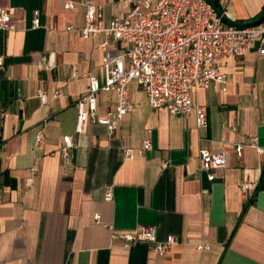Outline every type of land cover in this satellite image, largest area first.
I'll list each match as a JSON object with an SVG mask.
<instances>
[{"label":"crops","instance_id":"obj_1","mask_svg":"<svg viewBox=\"0 0 264 264\" xmlns=\"http://www.w3.org/2000/svg\"><path fill=\"white\" fill-rule=\"evenodd\" d=\"M94 1L106 20L126 12L122 0ZM214 1L227 23L264 13V0ZM81 2L0 0L14 13L13 28H0V264H264V153L249 145L256 138L264 147V55L257 44L219 62L225 89L215 82L192 93L206 107L205 127L196 126L193 112L150 108L132 82V111L114 137L91 121L77 133L75 100L88 92L90 76L104 80L102 37L78 31ZM56 90L61 94L53 99ZM97 104L103 114L116 99L101 90ZM38 132L43 139L36 143ZM66 134L77 146L71 162L58 154ZM146 138L151 147L143 150ZM202 148L225 154L212 180L199 167ZM245 177L257 180L251 196L240 191ZM107 186L111 200L104 199ZM142 225L157 240L174 235L179 243L163 255L148 242L126 246L119 235ZM202 241L209 249L196 248Z\"/></svg>","mask_w":264,"mask_h":264},{"label":"built area","instance_id":"obj_2","mask_svg":"<svg viewBox=\"0 0 264 264\" xmlns=\"http://www.w3.org/2000/svg\"><path fill=\"white\" fill-rule=\"evenodd\" d=\"M126 8L123 16L106 20L103 6L94 0H82L84 23L78 29L83 38L102 37L100 43L101 66L104 80L99 82L89 77L88 92L74 102L76 109L75 131L82 133L86 122H98L106 127L108 137H114L122 118L132 111L130 90L132 82L147 96L152 109L165 108L170 115L190 116L193 112L196 126L207 124L206 107L192 101V93L200 88H208L212 83H227V74L220 70L219 62L225 56H243L257 44V51L264 55V21L253 25L229 24L224 21L225 12L217 9L209 0H122ZM73 8L74 3L68 2ZM12 8L0 7V28L14 26ZM32 26H39V12L33 11ZM71 29L72 26H68ZM2 58L0 57V65ZM73 77H77L74 73ZM110 91L116 99L113 109L98 112L97 93ZM61 92L56 90L51 97L57 98ZM37 96L43 104L49 96L38 89ZM43 134L38 132L36 143L41 142ZM249 145L259 154L264 147L257 145L253 138ZM76 144L71 135L62 137L58 149L59 157L71 162ZM151 147V140L143 141V150ZM237 156H242V145L236 144ZM125 154L133 157L132 149ZM223 151L199 150L200 170L207 172L212 180L214 172L223 166ZM165 165V163H163ZM257 180L245 177L240 184L244 196H251ZM113 197L111 186H107L105 200ZM99 221V216H95ZM120 238L127 246L135 241L152 244L153 251L163 255L179 240L169 235L165 240H157L151 226L142 225L138 230L122 232ZM202 241L196 245L198 250L209 249Z\"/></svg>","mask_w":264,"mask_h":264},{"label":"water","instance_id":"obj_3","mask_svg":"<svg viewBox=\"0 0 264 264\" xmlns=\"http://www.w3.org/2000/svg\"><path fill=\"white\" fill-rule=\"evenodd\" d=\"M209 1H212V0H209ZM263 19H264V13H263L262 16L256 18L255 20H252V21L246 22V23H242L241 25H253V24H257V23L261 22Z\"/></svg>","mask_w":264,"mask_h":264},{"label":"trees","instance_id":"obj_4","mask_svg":"<svg viewBox=\"0 0 264 264\" xmlns=\"http://www.w3.org/2000/svg\"><path fill=\"white\" fill-rule=\"evenodd\" d=\"M212 3L214 4V6H215L217 9L221 10L220 6L217 4L216 1L212 0ZM263 20H264V19H263ZM224 21L227 23V19H226V17H224ZM229 24H238V25H241L242 23H240V22L231 23V22H230ZM246 206H247V203L244 205V210H245Z\"/></svg>","mask_w":264,"mask_h":264}]
</instances>
